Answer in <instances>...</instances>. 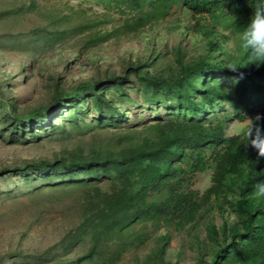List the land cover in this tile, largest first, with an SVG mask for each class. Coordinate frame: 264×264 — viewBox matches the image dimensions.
<instances>
[{"label":"trees","instance_id":"obj_1","mask_svg":"<svg viewBox=\"0 0 264 264\" xmlns=\"http://www.w3.org/2000/svg\"><path fill=\"white\" fill-rule=\"evenodd\" d=\"M92 1L121 12L119 23L71 25L32 0L19 14L37 12L35 27L0 34V55L12 44L23 56L17 72L0 73V138L60 143L0 167V179H20L4 198L28 200L36 221L62 222L53 245L23 251L19 241L0 264H119L129 252L134 264H264V199L250 195L264 180V157L247 148L249 129L228 135L227 119H208L229 104L264 127V65L240 68L239 44L264 0ZM109 42L121 45L114 63L105 60ZM37 56L86 57L94 70L71 80L69 64L48 71L38 92L28 65ZM19 79L29 99L14 92ZM145 107L160 117L142 118ZM208 170L201 193L193 179Z\"/></svg>","mask_w":264,"mask_h":264},{"label":"rangeland","instance_id":"obj_2","mask_svg":"<svg viewBox=\"0 0 264 264\" xmlns=\"http://www.w3.org/2000/svg\"><path fill=\"white\" fill-rule=\"evenodd\" d=\"M32 0H0V34H13L18 31H23L27 28H34L36 22L41 20L37 12L30 13L28 16L19 14L20 11L26 9L23 3L30 2ZM42 11H50L55 13H62L68 15L71 25H77L84 22V20L106 19L108 23L103 26V29H111L113 26L119 23L121 12L116 9H106L105 6L97 4L92 0H37ZM18 10V11H17ZM39 11V10H38ZM40 12V11H39ZM23 13V12H22ZM174 15L171 19L175 18ZM230 34V33H228ZM78 38L71 37L65 42L64 47H70ZM234 41L231 40V44ZM121 45L109 42L104 45V50L112 52L113 55L110 59L105 58L107 63H114L115 55ZM6 58L0 55V73L4 69L5 65H9L11 72L19 69L20 62L18 58L20 56L18 51L12 44L6 46ZM2 53V52H1ZM73 59V53L69 54ZM86 57H82L81 60L75 62L62 63L59 57H51L49 61L42 62L40 59L35 58L30 64V69L33 70V76L29 80V88L37 85V91L41 92V88L45 83V73L53 71V73H63L64 65L69 64L68 76L71 79H82L88 77L94 68L88 67L83 62ZM38 59V60H37ZM104 60V61H105ZM73 61V60H70ZM34 67V69H33ZM90 68V69H89ZM9 81L11 79L9 78ZM14 92L20 95L23 100L28 97L23 96V92L29 88L26 80H14L13 82ZM16 85V86H15ZM8 86V84H6ZM31 86V87H30ZM37 92V93H38ZM29 99V98H28ZM145 112L142 113V118L155 119L160 117L161 112L157 115L156 112L151 113L148 108L145 107ZM139 111L138 114H140ZM135 111H130V115H133ZM239 118L236 110L229 104L223 105L217 112L208 117V119L225 118L227 119V133L228 135L243 134L257 121L255 116L242 115ZM162 117V116H161ZM251 121H249V120ZM89 136V135H88ZM32 139V138H29ZM36 141L30 140L28 143L14 142L10 136H6L4 139L0 138V167L11 164L16 161H23L25 158H34L36 156L48 155L52 151H56L60 147V143L51 142L43 145L35 144ZM46 144V145H45ZM19 178L8 177L5 180L0 179V256L8 251L10 248H15L19 241L20 249L23 251H31L34 249H46L53 245L62 235L61 223L56 215L50 214L46 216V220L36 221L33 213V207L28 200L23 197L17 200H8L4 198L5 187L11 185L14 182H19ZM193 185L195 189L203 193L211 185V171L208 170L205 173L197 174L193 179ZM20 184L17 185V187ZM16 189V188H15ZM20 200V202H18ZM138 229V228H137ZM26 230L28 236L20 238V232ZM148 231L151 233L152 229ZM134 254L132 252L127 253L119 264H134Z\"/></svg>","mask_w":264,"mask_h":264},{"label":"clouds","instance_id":"obj_3","mask_svg":"<svg viewBox=\"0 0 264 264\" xmlns=\"http://www.w3.org/2000/svg\"><path fill=\"white\" fill-rule=\"evenodd\" d=\"M239 44L247 52L242 62L244 66L240 68L250 65L259 68L264 65V9H257L244 25L239 33ZM252 125L247 133L249 137L247 148L255 149L259 157H264V127L254 125L253 122ZM250 195L256 199H264V180H259L252 186Z\"/></svg>","mask_w":264,"mask_h":264}]
</instances>
